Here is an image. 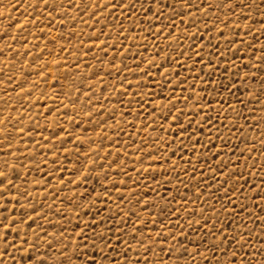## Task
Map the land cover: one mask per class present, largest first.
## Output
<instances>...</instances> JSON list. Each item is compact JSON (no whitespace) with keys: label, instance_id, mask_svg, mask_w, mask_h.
<instances>
[{"label":"rangeland","instance_id":"rangeland-1","mask_svg":"<svg viewBox=\"0 0 264 264\" xmlns=\"http://www.w3.org/2000/svg\"><path fill=\"white\" fill-rule=\"evenodd\" d=\"M19 2L20 7L14 10L18 0H0V171L9 172L8 179L13 182L12 186L7 187V191L4 190L6 185H0V252L3 253L0 264H29L32 258H47L49 264H52L53 258L62 259L60 248L64 241L59 237L60 232H64L73 241L69 245L71 256V248L82 240L76 233L85 221L89 222V227L84 231L88 241L80 246L82 256L100 260L102 257L98 250L105 248V244L115 245V238L120 237L121 244L115 245L116 249L127 251L129 258H139L142 264L143 257L140 254L143 248L137 246L132 236L138 240L141 238V231H150L155 237L160 230L159 225L167 223L166 219L158 218L157 212L171 196L176 197L171 205L172 210L180 204L187 205L178 217L181 224L201 219V210H205V216L212 217L213 222H217L211 206L214 205L216 211H220L221 206L226 203L222 199L224 190L217 192L219 184L212 178L213 170L218 171L217 164L220 161L228 164V168L219 173L218 180L228 179V174L231 173V180L226 187H232V181H238L237 187L243 186L244 193L233 198L234 201L248 203V210L243 215L247 216L248 211H251L257 217L264 216L259 207L251 201H245V196H248L256 204L260 203L255 189L260 184V177L264 176L260 172V165L264 163V149L260 147L264 124H256L264 116L261 107L264 105V95L259 92L260 82L264 77V72L260 70L261 63L264 62V16L253 11L250 16L242 17L240 0H235V12L213 7L202 13L193 8L192 12L196 13L193 23L190 14L177 6L179 16L170 20L162 17L161 23L156 25L158 28L164 23H174L175 27L167 29L156 40L147 32L149 23L136 19L133 24V17L117 20L112 26L108 44L117 40V33H122L132 39L123 40L121 36L118 48L122 43L128 50L119 48V52H116L108 48V55L103 56L96 48L88 51L93 44L89 36L100 29L103 18L92 28L95 20H89L85 14L83 19L86 23H81L80 12L75 7L67 9V17L63 15L65 7L52 10L54 2L60 6L71 0H48V8L43 7V0ZM193 2L199 4L200 0ZM164 3L174 4L175 0H164ZM33 5H37L35 9ZM170 11L171 9H164V15L168 16ZM49 12L52 14L51 20L47 19ZM107 12L108 9H103L105 17ZM118 15L119 10L113 17L107 18L114 19ZM225 15L230 17L228 24H239L240 28L229 30L223 22H217V17L223 21ZM73 16L77 17L75 23L71 21ZM146 18L154 23L152 13H147ZM205 24L208 25L207 30ZM245 25L249 27L246 28ZM73 30L75 36L70 35ZM104 31L108 32L109 29L105 28ZM168 31H171L173 37H182V40H171L169 47L165 40ZM233 31L236 35H233ZM227 38L234 41L231 46ZM100 39L105 37L101 36ZM95 43L99 44L100 41L96 40ZM157 43L160 48L156 47ZM62 48L70 51H61ZM161 48L168 53L167 62L163 59L164 52L160 51ZM119 53H124L123 63L127 64L131 74L121 71L117 75L109 67L113 56L117 57L114 63L121 65ZM193 53H199L203 58V68L201 62H196L193 67V62L197 59ZM220 55L224 59H219ZM141 59L144 63H140ZM149 60L154 61L152 67L147 66ZM209 61L213 65L218 62L219 71L210 69ZM137 64L146 70L147 78L139 75ZM237 67L240 69L239 73L236 71ZM93 71L97 73L96 76H92ZM107 71H112L113 75H107ZM176 73H179V77ZM244 73L249 74L247 79L244 78ZM162 74H166L167 78ZM253 75L255 80L251 78ZM124 77L133 86L127 88V93L121 96L126 84L121 86L119 80ZM225 85L231 89V93L225 90ZM173 86H176L173 99L179 97L182 101L186 96L189 99L187 103L177 102L176 108L172 109V114L165 120L163 117L168 115V107L171 106L163 98L172 94ZM21 88L26 91L21 92ZM192 89L196 96L189 95ZM250 91L256 93L255 98L248 95ZM93 92L95 96L92 95ZM133 93H138L135 99L132 97ZM89 97L92 99V107L88 106ZM200 97V104L196 105V99ZM136 100H142L143 103V112L139 116L137 112L140 111V105ZM240 100L247 107L241 105ZM217 101L224 106L219 115ZM209 103L212 106L211 112L204 107ZM161 104L165 107L157 110L154 114L156 119L153 120L152 109ZM229 106L242 110L248 116L247 121H237V117L231 114L225 119L224 112ZM101 108L103 111H97ZM177 109L181 111L177 112ZM250 109H255V112H250ZM89 112L93 113L91 120L87 116ZM172 115L179 117L178 123H172ZM185 116L191 121L193 128L196 127V121H199L204 132L197 129V135L191 139L185 138L191 135V129L181 135L178 129L181 126L187 127L188 123ZM204 116L212 121V131H209L207 122L202 119ZM234 121L237 123L232 127ZM221 123L224 127L219 135L225 138L223 140L215 138V128ZM160 126L165 131H159ZM229 127L231 132L228 131ZM257 128L258 131L255 130ZM157 138L160 143H156ZM181 139L185 146L194 147L196 152H185L180 147ZM253 147L257 151L249 154L247 149ZM219 149L223 151L216 156L215 152ZM148 152L152 153L151 158L147 155ZM141 156L143 159H140ZM197 156L203 161V171L198 172L193 179L190 171L188 175H184L181 169H191L193 164L197 169L201 168V164L195 163ZM152 159H158L159 162L151 163ZM186 160L192 163H185ZM173 161L176 162L174 169L171 168ZM253 162L257 167L249 170ZM149 166L155 171L144 174L142 169ZM138 170H141L142 178L134 185ZM122 171L127 175H121ZM241 172L243 177L238 175ZM177 173L184 181L183 185L177 181ZM153 176L155 180L152 179ZM200 177L204 179L198 185ZM165 179L171 183L164 185ZM244 179H248L249 183L244 184ZM156 181L163 185L159 198L150 191L157 187ZM197 187L199 193L196 191ZM105 192L107 197L104 196ZM198 194H204L207 203L196 200ZM141 195L150 202L151 213L147 209L141 211L143 200L140 206L136 205L135 201ZM210 195H215L216 199H210ZM229 195L232 193L229 192ZM181 196H185L186 200H181ZM153 201L156 207H152ZM85 204L91 207L84 208ZM227 207L231 211V205ZM130 209L147 221L143 229L136 225L135 233L132 232L135 217L131 216ZM193 211L196 215L188 216V212ZM236 211L239 212L238 207ZM223 217L222 212L218 223H223ZM101 218L104 220L103 225L99 223ZM236 219L239 220L240 217ZM93 220L96 221L95 227L91 224ZM153 220L156 221L155 228L152 227ZM193 227L198 232L201 231L195 224ZM248 227L255 234L252 242L256 245L257 254L253 264H259L264 260V256L260 255L264 252V238L260 237L256 225L249 222ZM94 231L97 234L103 232L107 240L101 243L93 235ZM184 231L196 240L193 233L187 231V227ZM124 242L130 245V250L124 248ZM93 243L95 248L92 247ZM171 243L166 242L165 248ZM180 244L190 251L196 247L195 243L185 244L183 240H180ZM32 245L34 247H30ZM105 251L109 259L116 256L115 251H108L107 248ZM251 251L252 249L245 247L246 253ZM153 252L158 254L156 258L163 260L164 264H175V253L169 257L158 248H153ZM207 254L205 250V255ZM148 257L151 262L152 253H148ZM71 259L76 264H82L76 257ZM186 259L181 258L180 264H185ZM237 259L243 258L238 256ZM196 261L197 264H203L200 257H196ZM115 264H122L120 257H117Z\"/></svg>","mask_w":264,"mask_h":264},{"label":"snow or ice","instance_id":"snow-or-ice-1","mask_svg":"<svg viewBox=\"0 0 264 264\" xmlns=\"http://www.w3.org/2000/svg\"><path fill=\"white\" fill-rule=\"evenodd\" d=\"M37 5H33L34 9ZM153 6H155V11H153ZM182 7L184 8L191 16L193 23L196 19V13L192 12V9L195 8L196 12H205V9L211 10L213 7L220 9V8H226L228 12H235L237 8V4L235 0H219V2H216V0H200L199 4H196L193 2V0H175L174 4H166L164 3V0H71L70 3L66 5H60L58 6L55 2L52 4V10L57 11L58 7H65V11L63 15L66 17L69 15L67 9H71L75 7L78 12H80V21L81 23H86L84 21L83 17L85 14L88 15L89 20H95V23L91 25L92 28H95L96 23L101 22V18L104 19V22L101 23L100 29L91 34L89 36V39L93 41V44L91 47H89L88 51L91 52L92 48H96L103 56L108 55V48H111L112 50L119 52V48H125V51L128 49L125 47L124 44L120 43L118 48V42L122 36L123 40H129L132 39L131 37L127 35H122V33H117V40L113 41L110 45L108 44V38L111 37V33L113 30V25L116 24L117 20L123 21L128 20L130 17H133V24H135L136 19H141L143 23H149V27L147 28V32L150 36H152L153 40H156L157 37L163 36L167 29H171L175 27L174 23H164L160 27H156V25L161 23V18L163 17L165 20H170L174 17L179 16V12L176 11V7ZM20 7V2L18 0V3L15 5V8ZM43 7L48 8L49 2L48 0H43ZM240 14L242 17L250 16L253 11L259 12L261 16H264V0H240ZM171 9V11L168 13V16L164 15V9ZM103 9H108L107 17H113V14L119 10V15L116 16L114 19H108L103 14ZM247 10V11H245ZM152 13L154 23L149 22L146 18L147 13ZM207 14V13H205ZM47 19H52V14L49 12L47 14ZM230 19L229 16L225 15L223 18V21L220 20L219 17H217V22H223L225 24V27L229 30L239 29V24H228V20ZM77 20V17L73 16L71 17V21L75 23ZM62 23V22H61ZM183 23V21H182ZM137 27H140L139 25H136ZM214 26V25H213ZM17 27H22L21 25H17ZM246 28L249 26L245 25ZM264 27V26H262ZM108 28L109 31L105 32L104 29ZM208 25L205 24V30H207ZM155 29V31H153ZM143 30V29H142ZM41 31H43L41 29ZM186 31V30H185ZM198 31V29H197ZM7 35V33H5ZM71 36H75V30H73L72 33H70ZM221 35H223V31L221 30ZM233 35H236V32L233 31ZM104 36L105 39L101 40L100 37ZM13 39H17L16 37H13ZM228 39V44L231 46L234 41L231 40V38ZM55 38H53L54 42ZM99 40L100 43L96 44L95 41ZM165 40L168 41V46H171L170 41L171 40H182V37L180 36H172L171 31L167 32V36L165 37ZM82 43V42H81ZM243 43V41H241ZM107 46V47H106ZM157 48H160V45L156 44ZM174 50V49H173ZM239 50V49H237ZM61 51H70L69 49L62 48ZM145 51H147V47H145ZM161 52H164V49H160ZM202 51V49H201ZM159 54V53H157ZM180 55H184V53H180ZM193 55L196 56V61L193 62V67L195 66L196 62H201L202 68H203V58L199 55V53H193ZM119 57L121 59V65H117L114 63L116 56L112 57V60L109 61V67L111 69L115 70V73L119 75L121 71L129 72L127 64L123 63L124 60V53H119ZM191 58V57H189ZM96 59H99L96 57ZM164 61H168V53L164 52ZM219 59H224L223 55L219 56ZM140 63H144V60L141 59ZM154 65V61L149 60L147 62L148 67H152ZM161 67L163 65H160ZM250 65H245V67H249ZM137 69H139V75L144 76L147 78V72L145 69L140 68V65H136ZM180 67H183V65H180ZM208 67L210 69L219 71V63L217 62L215 65L211 64V62H208ZM159 70V69H157ZM260 70L264 72V62L261 63ZM236 71L239 73L240 69L237 67ZM49 75L51 73H48ZM107 75H113L112 71H107ZM129 74H131L129 72ZM191 74V72H189ZM209 74H211L209 72ZM97 73L95 71L92 72V76H96ZM165 75L166 74H162ZM177 77H179V73H176ZM249 76L248 73H244V78L247 79ZM253 80L256 79V77L253 75L251 77ZM11 79V78H9ZM27 82V81H25ZM201 82H203V78H201ZM119 84L121 86H124L126 84V87L123 88L120 95L123 96L127 93V88H132L133 84L131 81H126V77L121 78L119 80ZM159 86V85H157ZM105 87H107L105 85ZM175 87L173 86L171 89V95L168 97H164L163 99L167 100V104L171 107H168V115H165L163 119L167 120L168 116L172 114V109L176 108L177 102L187 103L189 97H183V100L181 101L179 97L175 96ZM225 90L231 93V89H228L227 85L224 86ZM26 90L21 88V92H25ZM259 92L261 95H264V77H262L260 82V89ZM93 96H95V93H92ZM103 95V92L101 93ZM138 95V93H133L132 97L135 99V96ZM190 96H196L195 90L192 89L189 92ZM249 96H252L255 98L256 93L253 91H250L248 93ZM202 97L196 99V105L200 104V100ZM99 101V97H97V102ZM132 101H129V104H131ZM136 103L140 105V111L137 112V116L143 112V103L142 100H136ZM239 103L241 105H244V107H247L245 102L243 100H240ZM217 104L219 107L217 108V114L223 110L224 106L219 104V101H217ZM88 106L92 107V99L91 97L88 98ZM165 107V105L161 104L157 107H153L152 113H153V120L156 119L155 113L158 109L162 110ZM204 107L208 108V111H212L211 103L204 105ZM262 110H264V105H261ZM51 110V109H49ZM203 110V109H201ZM97 111H103V109H99ZM180 109H177V112H180ZM250 112L254 113L255 109H250ZM131 114V113H128ZM235 115L237 117V121L244 120L247 121L248 116L244 114L242 110L234 109L233 107L229 106L227 111L224 112L225 119L229 118V115ZM88 119L91 120L93 113L89 112L87 114ZM185 119L188 121L187 127L181 126L178 129V132L181 135H184L188 132V129H191V135L186 136V139H191V137H194L197 135V129H199L200 132H204V127L200 124L199 121H196V127H192V123L190 120H188L187 116H185ZM203 120H205L208 124L209 131H212L213 125L212 121L207 117H202ZM179 117L176 115H172V123H178ZM237 121L233 122L232 127L236 126ZM125 123H128V121H125ZM257 125L264 124V116H261L258 121H256ZM99 126V124L97 125ZM145 126V125H142ZM223 123L220 124L219 127L215 128L216 132V139H225L224 137H221L219 135L221 128H223ZM155 130V129H154ZM159 131H165L163 126H160ZM239 131V129H237ZM255 130H259L258 128ZM15 131V129H13ZM229 132H231V127L228 129ZM21 132H23V129H21ZM143 142V141H142ZM160 139L157 138L156 143H160ZM198 142V141H196ZM180 147L183 148L185 152L191 151L193 153L196 152V149L188 148L184 144V140H180ZM214 147V146H213ZM260 147L261 149H264V133H261L260 135ZM137 151H139V148H137ZM159 151V149H157ZM221 151L223 149H219L215 152L216 156H219ZM249 154L252 152L257 151L255 147L247 149ZM264 154V153H262ZM87 155V154H85ZM147 155L149 158L152 157V153L148 152ZM243 155V152L241 153ZM140 159H143L141 156ZM183 159V158H182ZM159 162L158 159H152L151 163H157ZM247 161H245L246 163ZM5 167H7V161L4 162ZM115 163V161H113ZM185 163H192L190 160H186ZM195 163L201 164V168L197 169L195 167V164H193V167L191 169L188 168H182L181 171L184 173V175H188L189 171L191 172V178L195 179L197 177L198 172L203 171V161L200 160L199 156H197ZM119 167V166H117ZM176 167V162L173 161L171 168L174 169ZM257 165L255 162L250 166L251 168H256ZM217 170H213L212 178L213 180H216L219 184L218 188L216 189L217 192H219L221 189L224 190L223 197L226 201L225 204L221 206L220 211H216L215 206H211V211L214 213V216L216 217L217 222H213V218L209 216H205V210H201L199 212V216L201 219H197L195 221L188 220L185 224H181L180 220L178 219L181 210L186 208V203L180 204L178 208L175 210H172L171 205L172 202L176 200L175 196H171L169 199L165 200L164 205L160 206L157 216L159 219H166L167 223H162L159 225V231L156 232L155 237L151 235V232H143L141 231V238L136 239L135 236H132V239L136 241V244L138 247L143 248V252L140 254L143 257L142 264H164L163 260H160L157 257V253L153 252V248H158L160 252H166V254L171 257L175 253V264H180V260L183 257H186L185 264H197L196 257H200L203 261V264H253V260L256 258L257 250L256 245L253 244V237L254 233L252 232V229L248 227V223H252L257 226L259 229V234L261 238H264V216L257 217L253 212L248 211L247 216L243 215L248 210V203L241 202L239 200L234 201V197H238L239 195L244 193L243 186L237 187L238 181H232V187L227 188L226 185L229 184V181L231 180V173L228 174L229 178L225 179L223 181L218 180V175L221 172H225V169L228 168V164L223 163L222 161L218 162L217 164ZM11 171V169L9 170ZM155 171V169H152L150 166L148 168L142 169V172L144 174ZM141 170H138L137 180L133 181V184L136 185L142 178L140 174ZM260 172L264 173V163L260 165ZM121 175H127L126 172H121ZM9 172L0 171V185H6L4 188L5 191H7V187L12 186V181L8 179ZM162 175V174H161ZM240 177H243V172L238 174ZM86 178V177H85ZM107 178V177H105ZM153 180H155V176L152 177ZM177 181L183 185L184 181L180 179V174H176ZM203 177H200V179L197 180V184H201L203 181ZM64 181H61L63 183ZM244 184H248L249 180L244 179ZM123 183V181H121ZM171 181L168 179L164 180V185L170 184ZM191 183V180L189 181ZM157 187L150 189V191L153 192L154 196L159 198L160 190L163 188V185L160 184L159 181H156ZM127 186V185H125ZM205 187H208V185H204ZM165 190V193L167 194V190ZM196 191L199 193V187H197ZM229 192L232 193V195H229ZM135 194V193H133ZM177 195H179V192H177ZM255 195L259 198L260 203L256 204L255 200H252L251 197L245 196V201H251L253 204H255L256 207H259L261 212H264V176L260 177V184L255 189ZM104 196L107 197V192L104 193ZM210 199L215 200V195H210ZM97 199H99V195L97 196ZM143 202V207L141 208V211H144L147 209L149 213H151V208L149 207L150 202L148 200H144V196L141 195L139 199L135 201L137 206L141 205V201ZM181 200H186L185 196H181ZM196 200H204L205 203H207V200L204 199V194H198L196 196ZM179 203V202H177ZM152 207H156L155 202H151ZM228 205H231V211L228 210ZM84 208H90L91 205L85 204L83 205ZM239 208V212L236 211V208ZM33 212H35V209H33ZM224 213L223 217V223H218V221L221 219V213ZM130 213L132 217H135L133 220L132 225V232L135 233L137 231L136 225H140L141 229H143L147 223L145 219H142L141 216L135 211L130 209ZM39 216V213L36 214ZM196 215V213L188 212V216ZM231 217V218H229ZM236 217H240L239 220L236 219ZM127 218V217H125ZM31 219V217H29ZM99 223L101 225L104 224V220L101 218L99 219ZM152 227H156V221H151ZM91 224L93 227H95L96 221H91ZM193 224L199 227L201 231H197L196 228L193 227ZM211 224V227H208V225ZM170 226V227H169ZM89 227V222L85 221L83 222V227L80 229L79 232L76 233L77 237H82V240H79L76 242L75 246L71 248V256L69 255V245L73 243V241L69 238H67L64 234V232L59 233V237L61 240L64 241V243L61 245L60 248V257L62 259H56L53 258L52 264H76V261L71 259V257H76L77 260H81L82 264H105V261H107V264H115L117 257H120L122 260V264H141V260L139 258L137 259H131L128 257L127 251L121 252L120 250H117L115 245L121 244V238L116 237L115 238V245L108 246L105 244V248H107L108 251H115L116 256H113L111 259L108 258V255L105 251V248L99 249V254L102 257V259L97 260L95 258H89L87 255H81L80 246L82 243H87L88 237L84 235L85 229ZM187 227V231L193 233V235L196 237V240L194 241L191 236L186 235L184 228ZM171 229H175L176 231H172ZM93 235L96 237V239L100 240L101 243H104L107 240V237L104 235L103 232L97 234L95 231L93 232ZM123 235V233H122ZM177 237L180 239L178 240ZM180 240H183L185 244H192L195 243L196 247L192 249L191 251L180 244ZM171 241V245L167 248H165V243ZM231 246V247H230ZM34 247V245L30 246ZM51 247V245H50ZM92 247L95 248V243L92 244ZM245 247H248L249 249H252L250 253L245 252ZM264 247V245H262ZM124 248L130 250V245L127 242H124ZM204 249V250H202ZM205 250L207 251V255H205ZM148 253H152L153 259L149 260ZM3 253L0 252V256H2ZM260 255L264 256V252H261ZM242 257L243 259L238 260L237 257ZM249 256H251V259H249ZM29 264H49V261L47 258H32L29 261ZM259 264H264V260H261Z\"/></svg>","mask_w":264,"mask_h":264}]
</instances>
